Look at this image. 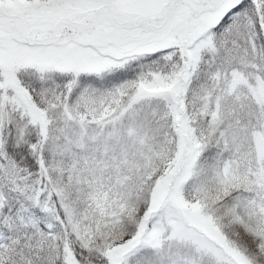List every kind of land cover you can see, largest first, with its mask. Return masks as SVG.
I'll return each mask as SVG.
<instances>
[{"label": "snow or ice", "instance_id": "obj_1", "mask_svg": "<svg viewBox=\"0 0 264 264\" xmlns=\"http://www.w3.org/2000/svg\"><path fill=\"white\" fill-rule=\"evenodd\" d=\"M0 264H264V0H0Z\"/></svg>", "mask_w": 264, "mask_h": 264}]
</instances>
